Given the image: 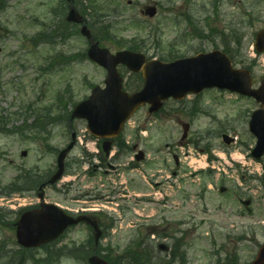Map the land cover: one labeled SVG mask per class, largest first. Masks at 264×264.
I'll list each match as a JSON object with an SVG mask.
<instances>
[{
    "label": "rangeland",
    "instance_id": "374dc122",
    "mask_svg": "<svg viewBox=\"0 0 264 264\" xmlns=\"http://www.w3.org/2000/svg\"><path fill=\"white\" fill-rule=\"evenodd\" d=\"M74 1V4H77L78 11L79 9L83 11L82 5L89 6V2L92 3L94 0ZM182 2L183 0H101L98 5L102 8L108 7L110 15L114 17L117 13L121 14L120 17L113 19V23L118 24L121 22L118 26L119 39L128 41L134 38L135 42L139 43L143 40L146 41L147 47L143 51L148 52L149 57L159 59L164 56L166 58L170 53L186 56L191 51L189 49L191 46H194L196 50L201 49L206 52L214 50L210 42L221 46L226 43V47L228 43L233 56H235L233 57L235 65L238 68H251L250 62L253 56L251 45L255 39L254 33L264 29V0H222V6L219 10L220 13L226 14L225 17H222L221 14L223 22L218 16V21L211 24V28L208 27L209 29L204 23L197 25L199 31L204 30L207 35L212 34L209 41L204 43L196 40L185 41L183 37L178 45L175 44V48H171L174 42L173 38L179 29V25L174 21L175 15L171 12L174 8L182 7ZM201 3L210 5L211 0H203ZM58 4L59 0H7L6 8L0 14L2 26L0 29V117L4 116L6 118V124H0V131L2 129L9 131L5 134L0 133V187L11 182L21 167L31 168L37 166L41 173L50 169L53 172L56 171L59 151L67 146L69 147L72 141V130L66 122L49 127L44 132L24 131L21 130L22 127L28 128L35 125L34 119L30 118L25 124V118L16 116V113L25 112V109L32 105L37 109L43 106L52 108V117L63 115L66 112L65 105L67 103H69V111L72 112V103L77 104L88 98L95 85L104 86L105 71L89 61H84L79 54L72 57V62H69L68 66L63 67L64 69L61 71L54 70L52 73L45 72L42 74L40 69L51 63L53 57L59 56V54L60 56L71 57L76 53L86 51L89 47L83 36H73L62 42L55 35V33H58L60 20L54 17L52 10L58 8ZM117 4L120 8L115 10ZM152 7L158 8L159 14L155 18L148 19L140 14V10ZM197 7L201 6L198 5ZM255 11L256 14H253ZM201 13L202 11H198L193 15L196 21L201 22L204 19L205 16ZM244 13H247L248 16L246 17ZM251 17L255 19V22L259 20L257 23L254 22L253 26L249 25L248 22ZM138 21L145 23H139L142 26H132V22L138 23ZM146 21L148 22L146 23ZM42 22L48 24L45 32L49 35V39L52 35L53 38L50 40L52 42L46 40L45 43L35 47L31 41L37 33L43 30L40 27ZM225 25L234 26L231 32L235 27H238L237 35L241 37L240 51H237L236 37H232L233 35L230 34L228 27ZM106 27L107 25L97 26L99 30ZM51 28H53L52 31ZM180 28L187 29L183 19L180 20ZM212 28L218 30L225 28L228 37L222 42L219 34L211 32ZM76 29L79 30L80 27L76 26L74 30ZM108 34L106 33V35ZM154 40L158 42V47L152 44ZM101 43L113 53L120 49L112 41H108L106 37ZM261 65L254 71L255 75L257 72L259 74L264 73V67ZM130 76L125 73L127 81L131 79ZM135 79L131 81L134 86L128 85L129 92L141 88L140 82L137 78ZM67 85L69 91L65 92ZM59 92H63V102L60 106L57 100ZM193 100L194 98L191 97L186 102L185 106L190 105V107L185 112L176 111V108L181 106L177 102L166 104L163 112L158 115H150L148 108L144 107L132 119L131 127L128 128L125 134L126 141H132V146L139 143V149L146 151L151 158L149 163L142 166L148 172L147 179L140 171L137 173V183H133L136 187L139 184V188H145L139 190L147 191L140 193L137 191L136 194L141 195L144 193L160 198V196H155L160 191L156 187V183L160 179L155 178V181H152V178H154L152 177L149 183L146 180L149 181L151 175L156 174L157 171L165 170L162 165L164 160L170 162V156L175 153L186 161L184 175L189 174L195 168L199 169L201 167L200 160L207 155L203 151L206 146H209L212 155L218 159L226 160V163L223 161H221V164L216 163L217 174L215 177L193 179L185 182L184 187H188L191 183L193 187L191 201L184 208H177V202L173 199L172 202L167 204L174 206L171 207L170 212L165 214V210L162 211L158 217L159 219L156 220L158 215H155V213L158 212V208L153 204L138 202L134 205H127L128 198L125 196L127 195L126 188H128L126 186L127 181L137 175L135 174L136 171L131 173L130 170H124L122 166L132 161L133 154L125 157L124 161L120 160L113 163L117 168L122 167L119 173H107V171H110L109 169L100 170V160L93 156L99 153L97 142L89 136L86 129L87 123L83 120H75L72 123L78 143L66 159L64 179L57 185L46 189L45 201L56 204L71 214H76L83 209H101L100 211L117 213L115 214L116 217L122 218L119 220L118 230H114L109 237L102 240L103 245L110 243L108 245L113 247L116 255H124L128 247L134 246L133 242L147 238V234H157L156 236L164 237V239H166L165 235L168 234L170 236H182L185 242L190 244V255L196 257L197 264H208L207 259L210 258L208 252L217 249L223 242L222 235L226 236V231L231 230V236L244 237L240 253L241 264L251 262L259 246L264 243V226L260 224V221H264V190L261 189L262 186L259 184L258 188L253 187L255 182L253 180L249 181V176H247L248 181L244 183L245 187L242 190L243 201L249 200V195L255 198L256 201L250 207L244 204L240 206L235 198V191L230 188L238 187L237 182L240 183L241 178L227 175L224 179L222 175L223 170H227L226 165L231 162L230 155L238 160H243L246 164L251 163V160L246 156L250 148L248 143L252 144L253 147L255 141L251 139L247 123L251 111L255 110L256 105L248 99L216 91L207 92L205 96L201 97L197 101V107H194ZM195 110H199L196 115L194 114ZM185 123L192 124L189 136L193 142L204 137L205 140L199 141L197 147H194L193 144L190 147H179L180 137L183 133L182 125ZM208 133L213 134L214 137L209 139V136L206 137ZM224 133L239 138V142L227 146L222 141V134ZM189 140L184 145L190 142ZM49 147H53L55 151H50ZM24 151L28 153L26 157L22 156ZM159 151L161 153L154 155ZM259 166L261 167L260 164H256V167L259 168ZM126 172H129V174ZM214 182L219 183L218 187L224 183L228 189L227 192L221 194L218 189L214 190L212 188V186L215 187ZM199 183H209L211 187L203 196L198 197L199 200H204L196 202L198 200L193 196V193ZM69 184L70 186H68ZM134 185H132L133 188ZM115 190L119 191L120 194L114 195L113 191ZM164 192L165 194H173L177 190L174 188V191H172L170 188L164 187ZM38 193V191L37 193L34 191L23 197L14 195L7 200L0 199V206L19 211L22 208L38 204L40 202ZM82 195L85 197L78 200ZM181 195H183V191L178 193V196ZM107 196L113 197L106 202ZM101 197L105 198L101 199ZM118 207H131L132 213L118 210ZM235 209L243 212L240 221L235 218ZM249 209L253 211V214L252 212L249 213ZM164 215L167 219L165 221H163ZM14 217L15 215L12 216V214L8 216L1 214L0 249L1 246L3 248L8 243L11 244L12 249L14 248V242L16 241V229L14 228L16 217ZM89 237L90 233L86 227L79 226L70 230L55 245H57V248L62 247L68 250L80 248ZM216 245L217 247H215ZM45 254V251L35 252L37 256L35 260L44 259ZM0 264H16V262H11L3 257L0 259ZM57 264L86 263L65 256Z\"/></svg>",
    "mask_w": 264,
    "mask_h": 264
},
{
    "label": "water",
    "instance_id": "95a60500",
    "mask_svg": "<svg viewBox=\"0 0 264 264\" xmlns=\"http://www.w3.org/2000/svg\"><path fill=\"white\" fill-rule=\"evenodd\" d=\"M68 20L75 23L83 22L75 10L71 11ZM82 32L89 39L91 38L85 26ZM88 56L108 71L106 88L94 89L89 99L76 106L73 118L86 120L88 131L96 137L118 136L128 119L143 105H151V113L158 112L163 101L171 97L182 99L188 93L198 94L206 87L219 86L238 91L257 98L264 106V97H260L258 92L251 90L252 82L249 73L232 70L229 60L217 52L171 64L147 63L141 54L122 52L112 55L107 49L100 48L98 43H94ZM119 65H124L135 73H142L145 86L141 92L129 95L123 91V79L117 71ZM262 121H264V111H259L254 115L251 124L253 131L257 132L259 128L264 127ZM259 135L264 139V135ZM227 138L225 136V139ZM74 145L75 138L70 146L61 152L58 159L59 170L52 178V184L62 177L64 160ZM110 146V142L105 143L106 152L109 151ZM259 147H264V140L259 143ZM40 198L42 200L40 209L25 213L17 224V237L22 246L36 248L48 244L58 239L69 227L83 221L96 229V240H99L101 232L97 223L91 218L74 219L59 207L45 204L44 193L40 194ZM89 262L90 264H108L97 256L92 257ZM253 264H264V248Z\"/></svg>",
    "mask_w": 264,
    "mask_h": 264
},
{
    "label": "trees",
    "instance_id": "16d2710c",
    "mask_svg": "<svg viewBox=\"0 0 264 264\" xmlns=\"http://www.w3.org/2000/svg\"><path fill=\"white\" fill-rule=\"evenodd\" d=\"M95 1L97 2V0ZM90 5L94 10L93 12L94 16L91 15L92 20L96 22L97 19L103 18L101 16L102 14L99 15L96 13H102L105 11V9H103L99 5L95 6V3L90 2ZM2 8L3 6L0 7V9ZM103 21H104L103 19L100 20V22H103ZM83 57H86V54H84ZM62 102H63V96L60 95L59 104H62ZM68 105L69 103L65 105V110H66L65 114L56 115L54 117L51 116L52 109L50 108L45 107L44 109L42 108L37 109L35 107L28 106L26 108V115H24L25 116L24 123H26L30 118L34 119L35 125H33L32 128L39 130L40 132L45 131L47 127L52 126L53 124H60L64 122L67 123L71 117V113L69 111ZM75 105H76L75 103L74 104L72 103L73 107ZM51 175H52L51 173L40 174L38 171L26 172V173L23 172V174H21L16 179V183H14L9 188L3 189L0 192V197L7 196V195L12 196V194H25V193H30V192L32 193L35 190H37L43 182L47 181ZM2 214L6 215V212H2ZM100 218L102 220L104 219V222L108 221L107 217L105 218L104 216L102 217L100 215ZM87 244L88 246L84 247L86 251L81 254V257L86 258L88 255H91L93 253V250L95 247H94V239L92 236L87 242ZM89 244H90V247H89ZM135 245L137 246L136 249L128 248V251H126V253L121 256L116 255L115 250H112L111 246L107 248H103L102 246H100L97 252L101 257L108 260L111 264H150V255L152 253V249L150 248L151 246H145L144 241H139L137 242V244L135 243ZM19 252H21L18 254L21 256V258H19L18 264L19 263L23 264V260L27 259L28 253L26 251H19ZM5 255L8 256L10 261H13L16 258L15 257L16 255H14L13 253L5 252ZM49 257H50L49 260H51L53 257L52 253H50ZM25 262L26 261H24V264ZM40 263L41 261L35 260V264H40Z\"/></svg>",
    "mask_w": 264,
    "mask_h": 264
},
{
    "label": "flooded vegetation",
    "instance_id": "af4514ba",
    "mask_svg": "<svg viewBox=\"0 0 264 264\" xmlns=\"http://www.w3.org/2000/svg\"><path fill=\"white\" fill-rule=\"evenodd\" d=\"M199 1L200 0H183L182 7L172 9L171 13L175 15L174 21L179 25L178 26L179 29L177 30V32L174 36L176 45H178L180 43V40H182L183 37L185 38V41L196 40V41L201 42V43H204V42L209 41L211 39V35H212L211 33L209 35H207L204 32V30L199 31L197 29V25L201 24V23H204V25L207 28L209 27V25H208L209 16L206 13V9L204 7L198 9V7H196V5L194 3V2L198 3ZM190 5H191V7L189 8ZM198 11H202L201 15L205 16L201 22L196 21L194 19V16H193L196 13H198ZM181 19H183L184 24L187 26V29L184 30V33L182 35H181V28H180V20ZM258 21L259 20H257L255 23H257ZM216 33L219 34L220 36H223L222 33H218V32H216ZM189 49L191 51L186 55L187 57H191V56H194L196 54H199L200 52H203V50H201V49H197V50L194 49V46H191V48H189ZM173 175H176V173H173ZM229 240H230L231 244L233 245V246L229 247V250L232 253H234V251L237 250V248H238L237 237L230 238ZM159 264H164V260L160 261Z\"/></svg>",
    "mask_w": 264,
    "mask_h": 264
}]
</instances>
